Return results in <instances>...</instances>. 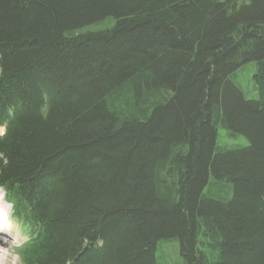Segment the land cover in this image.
I'll return each mask as SVG.
<instances>
[{"label":"trees","instance_id":"trees-1","mask_svg":"<svg viewBox=\"0 0 264 264\" xmlns=\"http://www.w3.org/2000/svg\"><path fill=\"white\" fill-rule=\"evenodd\" d=\"M5 121L26 264H264V0H0Z\"/></svg>","mask_w":264,"mask_h":264},{"label":"clouds","instance_id":"clouds-1","mask_svg":"<svg viewBox=\"0 0 264 264\" xmlns=\"http://www.w3.org/2000/svg\"><path fill=\"white\" fill-rule=\"evenodd\" d=\"M8 134V122H0V140ZM0 161L4 166L8 158L0 152ZM7 186L0 183V264H26L21 250L26 241L22 239L24 232L20 227L14 200L7 199Z\"/></svg>","mask_w":264,"mask_h":264},{"label":"rangeland","instance_id":"rangeland-1","mask_svg":"<svg viewBox=\"0 0 264 264\" xmlns=\"http://www.w3.org/2000/svg\"><path fill=\"white\" fill-rule=\"evenodd\" d=\"M255 73V63L253 61L247 62L243 68L237 72L235 83L239 89L243 92L246 99H252L257 96V92L254 88L253 75ZM220 137L219 143L224 146L225 149L241 148L247 145V140L241 135L232 136L228 134V130L224 128L219 129ZM232 194V193H231ZM230 190L227 192L220 191V189H213L211 197L214 199L225 201L230 196ZM22 239L25 240L23 235ZM157 257L161 264H183L182 257L179 253V248L175 242H162L159 250L157 251Z\"/></svg>","mask_w":264,"mask_h":264},{"label":"bare ground","instance_id":"bare-ground-1","mask_svg":"<svg viewBox=\"0 0 264 264\" xmlns=\"http://www.w3.org/2000/svg\"><path fill=\"white\" fill-rule=\"evenodd\" d=\"M95 27V26H94ZM71 35V34H70ZM244 62V61H243ZM245 65V64H244ZM232 74V73H231ZM236 75V74H235ZM236 79V78H235ZM231 82V81H230ZM46 100H47V98H46ZM48 105V104H47ZM45 108H47V107H45ZM44 113V112H43ZM216 132V131H215ZM96 242V241H95Z\"/></svg>","mask_w":264,"mask_h":264}]
</instances>
